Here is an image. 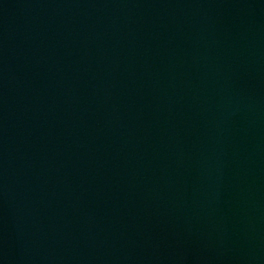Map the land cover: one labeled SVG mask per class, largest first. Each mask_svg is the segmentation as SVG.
I'll return each mask as SVG.
<instances>
[{"label":"water","instance_id":"95a60500","mask_svg":"<svg viewBox=\"0 0 264 264\" xmlns=\"http://www.w3.org/2000/svg\"><path fill=\"white\" fill-rule=\"evenodd\" d=\"M0 264H264V0H0Z\"/></svg>","mask_w":264,"mask_h":264}]
</instances>
